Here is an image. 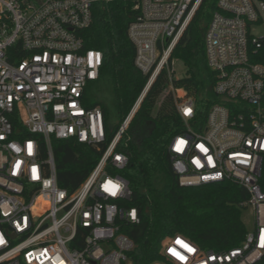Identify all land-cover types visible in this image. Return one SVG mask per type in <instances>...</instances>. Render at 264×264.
Returning <instances> with one entry per match:
<instances>
[{"label": "built area", "instance_id": "obj_1", "mask_svg": "<svg viewBox=\"0 0 264 264\" xmlns=\"http://www.w3.org/2000/svg\"><path fill=\"white\" fill-rule=\"evenodd\" d=\"M94 1L0 0V264H129L134 243L121 225L140 219L118 205L132 192L118 174L128 155L117 149L162 71L183 122L167 147L179 186L235 183L255 223L224 252L166 237L163 261L153 264H264V34H252L264 27V0L217 1L203 36L217 102L203 121L194 100L174 88L172 54L204 0H119L132 5L133 64L147 80L108 143L101 108L84 98L102 64L79 33L92 22ZM33 136L43 138L45 157ZM53 140L105 146L72 193L57 185Z\"/></svg>", "mask_w": 264, "mask_h": 264}, {"label": "trees", "instance_id": "obj_2", "mask_svg": "<svg viewBox=\"0 0 264 264\" xmlns=\"http://www.w3.org/2000/svg\"><path fill=\"white\" fill-rule=\"evenodd\" d=\"M218 0H204L181 36L172 54L185 66V76L174 83L176 90L195 102L196 118L205 113L217 98L212 91L214 73L206 64L203 36ZM132 5L119 0H95L92 22L79 32L83 50L102 53V64L96 80L87 83L84 98L88 108H101L107 143L145 86L134 66L135 49L127 28L134 18ZM166 72L162 71L144 96L118 151L128 155L126 169L118 174L130 185L129 201H119L122 209L134 208L140 223L121 225V232L132 239L134 248L129 264L162 262L159 249L166 237L183 235L200 249L224 252L239 246L246 236L242 212L247 194L235 183L222 181L211 185L182 187L177 182L167 150L171 139L183 130L175 111L174 99L167 94ZM18 124L15 122V128ZM46 153L41 136H33ZM96 147L74 140L52 141L58 187L72 193L93 170L102 154Z\"/></svg>", "mask_w": 264, "mask_h": 264}, {"label": "rangeland", "instance_id": "obj_3", "mask_svg": "<svg viewBox=\"0 0 264 264\" xmlns=\"http://www.w3.org/2000/svg\"><path fill=\"white\" fill-rule=\"evenodd\" d=\"M253 36L255 37H259L262 36V34H264V27H261L260 29H255L253 31ZM176 67H175V78H183L185 75V66L182 64L181 61L177 60V62L175 63ZM169 93L168 90L164 91L158 102H157V108L160 106L161 102L163 101V98ZM242 220L244 222V225L246 227V230H250L255 223V217L253 216L252 212L250 211V209H246L242 212Z\"/></svg>", "mask_w": 264, "mask_h": 264}, {"label": "snow or ice", "instance_id": "obj_4", "mask_svg": "<svg viewBox=\"0 0 264 264\" xmlns=\"http://www.w3.org/2000/svg\"><path fill=\"white\" fill-rule=\"evenodd\" d=\"M182 143V142H181Z\"/></svg>", "mask_w": 264, "mask_h": 264}]
</instances>
